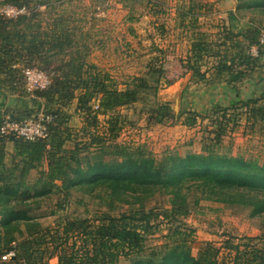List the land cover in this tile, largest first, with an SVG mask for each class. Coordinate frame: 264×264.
Returning <instances> with one entry per match:
<instances>
[{"label":"trees","instance_id":"1","mask_svg":"<svg viewBox=\"0 0 264 264\" xmlns=\"http://www.w3.org/2000/svg\"><path fill=\"white\" fill-rule=\"evenodd\" d=\"M30 2L0 0V6L29 12L16 19L0 15V89L4 99L14 102L0 105V127L3 115L20 122L43 109L52 120L44 140L28 142L0 133V264H49L52 259L56 264H219V250L210 243L193 256L179 226L169 230L160 248L147 246L161 221L171 227L180 224L202 201L261 219L260 237L248 238L245 244L229 239L225 248L234 252L233 264H264V244L251 243H264V164L218 149L228 125L235 127L239 115L264 128V91L241 97L261 67L264 52L261 46L257 57L250 54L261 30L253 19L239 33L224 28L217 44L206 34H194L184 61L191 80L206 86L225 83L235 100L227 106L213 105L208 113L211 137L201 152L157 159L142 146L116 142L127 121L120 109L140 105L139 113L151 125L172 119L191 129L203 120L192 109L174 115L169 103L159 101L161 87L168 84L162 58L152 57L145 72L118 88L76 48L65 24L43 25ZM234 11L243 17L264 16V0H236ZM23 68L45 72L50 86L27 93ZM74 103L82 125L72 137L68 109ZM7 144L12 145L11 152ZM73 192L89 196L105 211L93 220L66 217L54 227L41 228L36 213L42 204L56 196L63 201L58 206L63 210ZM156 196L164 197L165 207L147 208ZM9 253L12 258L2 261Z\"/></svg>","mask_w":264,"mask_h":264},{"label":"rangeland","instance_id":"2","mask_svg":"<svg viewBox=\"0 0 264 264\" xmlns=\"http://www.w3.org/2000/svg\"><path fill=\"white\" fill-rule=\"evenodd\" d=\"M235 5L236 0H31L29 7L35 9L43 25L51 26L54 22L65 24L76 48L88 54L89 63L108 73L118 88L123 89V83L128 78L145 72L152 57L162 58L168 84L161 87L159 101L169 103L174 115L181 109H192L203 120L199 119L191 129L172 119L161 125H151L139 113L140 105L122 108L119 113L126 116L127 121L116 140L119 144L142 146L160 159L163 155L199 153L210 140L212 128L208 113L214 104L223 100L226 84L206 86L194 82L191 72L184 68V61L196 32L206 34L208 41L217 44L224 28L239 33L247 27L249 19H253L256 27L264 29L261 22L264 16L236 15L234 10L230 11ZM189 9L192 12L188 16L181 15ZM181 20H184L182 27L179 25ZM228 21L229 25H226ZM188 75L190 80L184 87L183 81ZM205 89L211 90L210 94L203 92ZM95 103L97 100L93 105ZM74 108L75 103L68 109L72 137L77 135L82 125ZM71 145L69 142L67 147ZM6 149L11 152L12 145L7 144ZM218 149L222 154L239 156L263 165L264 128L260 123H247L245 115H239L235 127L232 123L228 125ZM35 177L33 172L31 178ZM164 200V197L156 196L146 207L160 209L165 207ZM62 203L60 198L53 196L42 204L36 213L41 228L54 227L66 217L93 220L98 213L105 211L98 207L97 201L79 192H73L64 209L59 210L58 206ZM53 211L56 213L52 214ZM175 226H179L184 234L193 256L210 243L219 250V264H233L234 252L225 248L227 240L245 244L248 238H257L262 234L260 218H250L243 210L202 201L180 224L171 227V224L161 221L156 233L149 237L147 246L160 248L166 242L169 230ZM251 243L257 246L264 244L258 240ZM56 262L52 259L49 264ZM119 264L128 262L121 261Z\"/></svg>","mask_w":264,"mask_h":264},{"label":"built area","instance_id":"3","mask_svg":"<svg viewBox=\"0 0 264 264\" xmlns=\"http://www.w3.org/2000/svg\"><path fill=\"white\" fill-rule=\"evenodd\" d=\"M28 13L26 8H17L9 5L0 6V15L7 19H16ZM261 46H264V29L259 31L258 45L251 47L250 54L253 57H257L259 47ZM21 75L23 77L24 89L27 93L44 90L51 84V78L37 68H23ZM51 120L52 118L43 112L20 122L12 121L9 115H3L0 133L4 136H14L28 142L44 140L48 133L47 125ZM12 256L13 254L9 253L2 257V261H7Z\"/></svg>","mask_w":264,"mask_h":264},{"label":"crops","instance_id":"4","mask_svg":"<svg viewBox=\"0 0 264 264\" xmlns=\"http://www.w3.org/2000/svg\"><path fill=\"white\" fill-rule=\"evenodd\" d=\"M234 8L231 9L230 11H233ZM230 19L233 20L234 18L230 17ZM225 24L226 25H229V21L226 22ZM230 24H231V22H230ZM259 58H260V65H261V67L258 68V71L255 74V76L252 78V80L250 82L246 83L245 88H243L241 90V97L242 98H244V97L247 98V97H250L253 94H259L260 92L264 91V52H262L260 54V57ZM189 78H190V75H188V76L185 77V80L183 81V86L184 87H185V85H187L188 81L190 80ZM223 88H224L223 90H226V91H224L225 92V95H224L223 100L221 99L222 101L219 103V104H222V105H224L226 103H230L231 101L235 100V96L231 92L230 88L228 86L223 87ZM203 92H207L208 94H210L211 90H208V89L206 90L205 89V91H203ZM177 98H179V95L177 96ZM4 101L7 102L8 105L14 103L10 98H5L4 99L3 92L0 89V105Z\"/></svg>","mask_w":264,"mask_h":264}]
</instances>
